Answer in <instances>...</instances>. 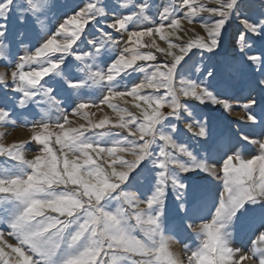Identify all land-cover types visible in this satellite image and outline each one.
<instances>
[{
  "label": "snow or ice",
  "instance_id": "snow-or-ice-1",
  "mask_svg": "<svg viewBox=\"0 0 264 264\" xmlns=\"http://www.w3.org/2000/svg\"><path fill=\"white\" fill-rule=\"evenodd\" d=\"M0 66V264H264V0H0Z\"/></svg>",
  "mask_w": 264,
  "mask_h": 264
},
{
  "label": "rangeland",
  "instance_id": "rangeland-1",
  "mask_svg": "<svg viewBox=\"0 0 264 264\" xmlns=\"http://www.w3.org/2000/svg\"><path fill=\"white\" fill-rule=\"evenodd\" d=\"M76 2H79V0H76ZM164 2V0H156V3H162ZM211 2V0H210ZM54 22V21H53ZM187 27H191V26H187ZM117 39H119V36L116 37ZM22 54V53H21ZM195 59V58H194ZM198 62V61H197ZM0 71H5V72H8L10 71V69L7 67V66H0ZM142 74L140 73H136L134 74V77L133 78H136L138 76H140ZM138 82V81H137ZM103 90L101 89H95L93 90V94L96 95V96H99L101 94ZM106 94V92L104 93ZM237 110L239 112H241V116L243 115L242 111L240 109L237 108ZM38 109H36V106L35 105H31L29 106L28 110L26 112H23L22 115L24 117H26L29 121L33 120V119H39V116L36 115ZM105 111L107 112H111L110 109H107L105 107ZM102 115L103 113L101 112H97L96 113V117H94L93 119H98V118H102ZM219 115V114H217ZM225 115H229L228 113H225ZM239 115H233V114H230V119L235 121L237 119H239V117H241ZM71 119H74L76 120L77 123H85L84 120H82L81 118L79 117H70ZM224 119V122L225 123H228V120L226 117L223 118ZM22 121L21 120H18L17 122V126L13 127L11 125H4V126H0V133H2L3 135H0V143H8V142H12V141H18L20 139H27L30 135V124L27 125V126H24V127H21ZM240 125L238 123H233L232 124V128L235 129L237 127H239ZM242 127H245V130L248 131L250 129H248L246 126H243ZM38 151V148L36 147L35 144L33 145H30V146H27L26 149H25V157L28 158V159H31L32 158V154L34 152ZM178 247V250L180 251V257L181 259H183L184 257V249H183V245L185 243L187 244H190L191 246H195V244L197 243V241L195 240V237L194 235L193 236H185L184 238H180V237H177V239L174 241ZM234 244L236 246H239V242L238 241H234ZM172 249L173 251L177 254V249H175L174 246H172Z\"/></svg>",
  "mask_w": 264,
  "mask_h": 264
},
{
  "label": "bare ground",
  "instance_id": "bare-ground-1",
  "mask_svg": "<svg viewBox=\"0 0 264 264\" xmlns=\"http://www.w3.org/2000/svg\"><path fill=\"white\" fill-rule=\"evenodd\" d=\"M231 114L241 116V112H239L237 109H235L234 112L231 113ZM171 245L174 246L175 249H177V255H178L179 257H182V256H180V251L178 250V247H177L176 243L173 241Z\"/></svg>",
  "mask_w": 264,
  "mask_h": 264
}]
</instances>
